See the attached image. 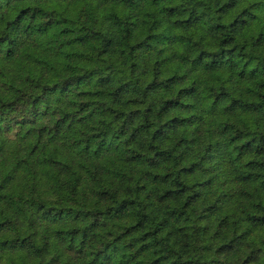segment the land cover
Instances as JSON below:
<instances>
[{"label": "trees", "instance_id": "obj_1", "mask_svg": "<svg viewBox=\"0 0 264 264\" xmlns=\"http://www.w3.org/2000/svg\"><path fill=\"white\" fill-rule=\"evenodd\" d=\"M0 264H264V0H0Z\"/></svg>", "mask_w": 264, "mask_h": 264}]
</instances>
